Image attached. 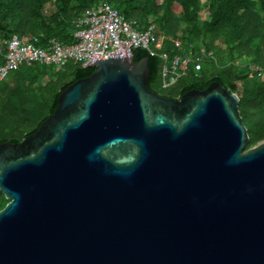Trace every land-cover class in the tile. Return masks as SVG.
<instances>
[{"label": "water", "instance_id": "obj_1", "mask_svg": "<svg viewBox=\"0 0 264 264\" xmlns=\"http://www.w3.org/2000/svg\"><path fill=\"white\" fill-rule=\"evenodd\" d=\"M95 69L0 141V264H264V140L218 81L148 88V57Z\"/></svg>", "mask_w": 264, "mask_h": 264}, {"label": "trees", "instance_id": "obj_2", "mask_svg": "<svg viewBox=\"0 0 264 264\" xmlns=\"http://www.w3.org/2000/svg\"><path fill=\"white\" fill-rule=\"evenodd\" d=\"M99 0H0V41L16 34L25 40L37 36L38 44L51 37L70 43L75 21L83 10ZM126 18H137L141 24L153 19L158 26L167 28L165 36L173 35L183 44L197 42L204 35L212 43H204L207 50L216 52L209 68L202 62L200 76L188 74L181 77L172 88L162 89L159 79V57L143 48H134L132 58L138 61L148 57L149 75L147 86L165 96L175 97L192 89L205 88L210 81H218L231 88L239 97V110L249 135L246 148L264 137V76L249 77L244 66L235 61L244 57L264 65V0L259 8L253 0H106ZM174 3L181 8L180 21L184 24L181 35L176 36L171 28L176 15ZM47 4L53 9L47 12ZM255 5V6H254ZM204 9L208 15L202 24L199 12ZM258 20L254 23L253 20ZM163 39L162 48L171 51L172 40ZM196 40V41H195ZM200 40V39H199ZM195 44V43H193ZM196 45V44H195ZM198 46V45H196ZM0 62L4 45L0 44ZM206 59L203 58V61ZM95 68L78 61H67L61 67L32 63L22 65L8 72L0 87V141H19L34 132L39 124L54 110L62 89L80 77L89 75ZM49 77L42 80L46 74ZM47 74V75H48Z\"/></svg>", "mask_w": 264, "mask_h": 264}, {"label": "built area", "instance_id": "obj_3", "mask_svg": "<svg viewBox=\"0 0 264 264\" xmlns=\"http://www.w3.org/2000/svg\"><path fill=\"white\" fill-rule=\"evenodd\" d=\"M71 35L73 40L70 43L51 37L38 44L37 36L25 40L16 34L2 39L0 44L4 45V50L0 81L10 70L22 65L38 63L61 67L71 60L84 65L94 58L133 54V49L139 47L159 57L160 87L168 89L188 74L189 67L193 76L199 77L203 58L214 55L212 49L207 50L193 43L183 44L179 38L172 39L171 51L163 49L155 20L149 19L146 24H141L137 18L128 19L106 0H99L85 8L76 19ZM235 63L244 66L249 77L264 76V65L244 57Z\"/></svg>", "mask_w": 264, "mask_h": 264}, {"label": "rangeland", "instance_id": "obj_4", "mask_svg": "<svg viewBox=\"0 0 264 264\" xmlns=\"http://www.w3.org/2000/svg\"><path fill=\"white\" fill-rule=\"evenodd\" d=\"M158 1V3H161L162 2V0H157ZM254 1V4L256 5V7H258L259 8V1L260 0H253ZM201 2H202V4H204V2H206V0H201ZM254 5V6H255ZM46 9H47V12H49L50 10H52L53 9V6H52V4H47V6H46ZM172 9H173V11H174V13H175V15H176V18L172 21V25L171 26H173V27H171V28H174L175 29V35L176 36H180L181 35V30H182V28H183V26H184V24L180 21V19L179 18H181V8H180V6H179V4H177V3H174L173 5H172ZM198 21H199V23L200 24H202L203 22H205L207 19H209V15H208V13L204 10V9H202L200 12H199V14H198ZM258 21V20H257ZM257 21L254 19L253 20V22L254 23H257ZM159 30H160V37H161V40H162V42H163V39L166 37L164 34H165V32L167 31V28L164 26V25H162V26H160L159 27ZM172 37H173V35H168L166 38H168V41H170V40H172ZM198 39V41L197 42H193V43H195L196 45H198V46H200V47H205V44L204 43H212V44H216L217 43V40H210V38L209 37H207L206 35H204V37L203 38H201V36L200 37H198V38H196V40ZM200 39V40H199ZM195 40V41H196ZM204 42V43H203ZM163 44V43H162ZM263 45H264V41H263ZM215 56H216V52L214 51V58H215ZM213 58H206L204 61H203V64L205 65V66H207V67H211L212 66V64H213ZM48 74V73H47ZM45 75L44 76V78L42 79L43 81L44 80H46L48 77H49V74L48 75ZM1 82L2 81H0V87L2 86V84H1ZM262 140H264V137H262V138H260V139H258V140H256L255 141V143H254V145H256L257 143H259L260 141H262ZM253 145V144H252Z\"/></svg>", "mask_w": 264, "mask_h": 264}, {"label": "flooded vegetation", "instance_id": "obj_5", "mask_svg": "<svg viewBox=\"0 0 264 264\" xmlns=\"http://www.w3.org/2000/svg\"><path fill=\"white\" fill-rule=\"evenodd\" d=\"M179 95H176L175 97H178ZM8 200L5 198V195L3 193L0 194V209L6 204Z\"/></svg>", "mask_w": 264, "mask_h": 264}]
</instances>
